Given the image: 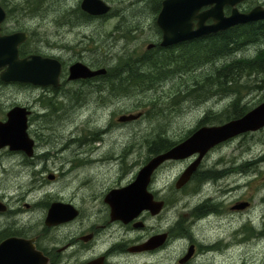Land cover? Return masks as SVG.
<instances>
[{
  "label": "rangeland",
  "instance_id": "obj_1",
  "mask_svg": "<svg viewBox=\"0 0 264 264\" xmlns=\"http://www.w3.org/2000/svg\"><path fill=\"white\" fill-rule=\"evenodd\" d=\"M80 1L35 0L30 15L23 11L25 0H0V3L6 8H17L18 13L10 14L6 26L9 30L29 32L26 48L32 53L58 58L65 71L75 62L108 69L119 58L131 56L139 60L146 52L147 57L161 60V68L146 69L147 77L142 83L130 84L122 92L107 88L98 92L65 82L58 92L52 93L43 89L46 87L0 82V117L5 118L4 113L15 104L28 105L35 111L27 134L34 141L36 156L30 159L22 151L0 149V168H9L0 178L6 187L19 182L20 171L17 173L13 168H141L162 141L174 146L185 140L197 128L205 112L212 109L215 117L205 125H218L227 120L226 114H232L230 105L235 98L240 99L239 105L247 111L264 101V74L257 71L233 74L227 69L212 73L210 69L215 66L201 69L198 67L202 65L191 63L187 64L191 69L182 75L169 74L166 70L169 67L165 64L163 67L162 54L146 48L149 43H157L160 34L153 23L156 16L153 7H144L143 1L104 0L112 8L110 15L90 21L82 16ZM139 4L141 8L136 7ZM263 46L262 42L244 45L229 56L215 57V65L228 62L229 67L233 59H253ZM232 76L237 78L232 87L236 93L230 88ZM216 78L225 83L215 84ZM65 79L66 75L63 81ZM49 101L61 108L39 118L49 111ZM135 113H141L136 120L124 124L117 121L121 115ZM260 158L263 161L258 164ZM203 164L207 168L252 164L247 167L250 169L245 179L252 181L258 177L259 181L255 188L250 183L242 186L237 195L258 205L264 194V128L228 140L210 151ZM184 165L185 161L168 162L161 168H167L170 181ZM63 186L60 179L55 187ZM11 192L12 189L7 190L8 194ZM252 219L256 226L259 219L255 216ZM216 232L215 226L205 230L209 238H214ZM248 239H251L250 234ZM213 256L206 259L205 264H261L264 239H252L242 248L232 246L223 256Z\"/></svg>",
  "mask_w": 264,
  "mask_h": 264
},
{
  "label": "flooded vegetation",
  "instance_id": "obj_2",
  "mask_svg": "<svg viewBox=\"0 0 264 264\" xmlns=\"http://www.w3.org/2000/svg\"><path fill=\"white\" fill-rule=\"evenodd\" d=\"M142 1L144 7H153V12L156 13L153 23L160 34V40L157 43H149L146 48L160 51L159 53L163 57V67L164 64L169 67L166 69L169 74L182 75L187 69H191L187 65V62L188 64L190 62L183 59L185 50L197 49L199 45L210 46L215 35L227 31L161 46L162 31L157 27L156 17L165 0H139V3ZM228 1L232 0H218L213 4L203 5L199 13L218 6L219 3L225 17L229 16L234 9L239 13H249L254 9L264 10V0H234L233 4ZM22 5L23 11H27L26 14L30 15L36 4L35 0H25ZM136 7L141 8V4L136 5ZM2 8L5 11V19L1 23L0 34L25 33L26 40L18 47L19 56L23 58L37 54L26 48L30 38L27 30H9L6 26L10 14L18 13L17 8L10 9L3 6ZM111 11L110 6V11L105 15L91 16L83 11L82 13L86 16V20L90 21L104 18L110 15ZM17 21L18 18L16 17L15 23ZM211 23H213L212 18H207L204 21V25ZM192 24L193 28H196L198 21L194 19ZM263 26L264 20H258L235 27L261 28ZM195 51L197 54L198 51ZM202 51L205 54V50ZM220 51H224V49ZM147 53H144L146 57ZM209 54L206 55V59L203 58L202 62L194 61L192 63L202 65L198 67L201 69L215 66V68L210 69L212 73L215 71L226 72L229 69L226 65L228 62L215 65V54ZM229 55L219 54L218 57L224 58ZM61 65L59 85L57 87L46 86L43 89L56 93L65 82L80 84L81 87L98 90V92L103 91L104 88L117 89L121 92L125 89L121 90L118 84H108L109 79L106 75L108 70L103 75L69 80V68L65 71L62 62ZM90 68L96 69L97 66ZM65 75L66 81H63ZM115 80L117 79L115 78ZM0 82L3 81L0 80ZM55 103L49 101L47 105L49 111L38 117H45L49 113L59 111L61 107H55L53 105ZM15 106L24 107L29 111L27 116V123L29 124V120L34 116L35 111L28 105L15 104ZM7 112L4 113L5 118ZM5 118L0 117V121L4 122ZM214 118L212 109L205 112L198 121L195 130L206 126L205 124H209ZM231 119L234 118L228 117L226 121ZM127 122L130 121L119 123ZM241 135L243 134L238 136ZM227 141L212 147L203 156L188 181L181 187H176V183L188 165L195 160L197 154L184 159L165 161L164 163L186 162L184 168H181L170 181L167 180V168H161L164 163L158 168H154L146 185L148 200L154 204L132 219H127V217L113 218L107 196L111 192L131 184L141 168H114L113 170L112 168H105L104 170L102 168H13L12 170L17 171V173L20 171L18 183L8 188L0 180V245L8 239L23 240L28 249L25 251V255L29 257L23 264H205L206 259L213 255V258L215 255L221 257L232 246L242 248L252 239L263 240L264 194L260 196L258 205H255L248 198H242L240 194L237 195L241 192L242 186L250 183L255 188V183L259 181L258 177L252 181L245 179L247 178L246 171L250 169L247 167H252V164L232 165L229 168H207L203 164L210 151L222 146ZM35 156L33 148V155L28 158L33 159ZM261 161L263 159H258V164ZM8 170L9 168H0V178ZM244 173L246 175H243ZM60 179L64 186L58 189L55 186ZM8 189H12L10 194L7 193ZM53 205H58V211L51 214L49 221H47L49 210ZM253 216L259 219L256 226L253 225ZM213 226L216 227L217 232L214 238H209L205 230L211 229ZM227 230H229L228 234H226ZM231 231L233 232L232 237ZM161 234L166 235L163 244L146 250L137 249L139 245L151 237ZM249 234L251 239H248ZM180 242L183 244H179ZM191 246L193 253L190 259L181 262ZM4 253H0V264H8L7 253ZM169 253H171L170 259ZM200 259L203 260L200 261ZM261 264H264V259Z\"/></svg>",
  "mask_w": 264,
  "mask_h": 264
},
{
  "label": "water",
  "instance_id": "obj_3",
  "mask_svg": "<svg viewBox=\"0 0 264 264\" xmlns=\"http://www.w3.org/2000/svg\"><path fill=\"white\" fill-rule=\"evenodd\" d=\"M213 2H218V0H165L156 17L157 27L162 31L160 45L167 46L177 42L189 41L225 31L247 22L264 20V10L260 9H254L249 13H239L234 9L229 16L225 17L219 6L220 3L218 6L199 13L203 5L213 4ZM228 2L233 4L234 0ZM80 8L91 16L105 15L110 11V6L103 0H82ZM207 18H212L213 23L204 25ZM4 19L5 11L0 4V28ZM194 19L198 21L196 28H193L192 24ZM25 40V33L0 34V80L6 83L19 82L42 87H57L62 70L61 62L56 58L38 54L21 58L18 47ZM68 68L69 80L90 78L107 72L104 67L91 69L82 62L72 63ZM28 114L29 111L26 108L19 106H15L7 112L6 120L0 121V148L8 146L9 150L22 151L27 157L33 155L34 141L27 134ZM140 116L141 113L121 115L118 117V121H132ZM262 128H264V101L241 117L219 125L198 128L185 140L169 150L152 156L141 167L136 179L131 184L113 191L107 196L112 217L132 219L154 204L148 200L146 185L150 173L165 161L184 159L197 154L195 160L188 165L176 183V187H181L188 181L203 156L212 147L240 134L255 132ZM57 208L58 205H53L50 208L47 221H49L51 214L58 211ZM165 237V234L155 235L139 245L137 249L146 250L159 246L163 244ZM26 250L28 249L25 242L20 239H8L0 245V253H7L8 264H23L27 261L29 257L25 255ZM192 253L193 247L191 246L181 262L190 259Z\"/></svg>",
  "mask_w": 264,
  "mask_h": 264
},
{
  "label": "trees",
  "instance_id": "obj_4",
  "mask_svg": "<svg viewBox=\"0 0 264 264\" xmlns=\"http://www.w3.org/2000/svg\"><path fill=\"white\" fill-rule=\"evenodd\" d=\"M83 17L86 19L84 13H82ZM255 42H263L264 43V26L261 28L257 27H234L222 34L215 35V39L213 40L210 46H197V49H188L183 52V59L184 61L192 62H202L206 55H210L209 53H214L215 57L218 58L219 54L221 55H229L233 52L239 50L244 45H248ZM206 47V48H205ZM205 50L203 54L202 50ZM224 49V51H220ZM197 50V54L196 51ZM195 51V52H194ZM160 52V51H159ZM189 55V56H188ZM192 56V57H191ZM195 57V60L193 58ZM161 60L158 57L150 56L146 57L144 55L141 59L137 60L132 58L131 56L125 58H119L118 61L112 67L108 68V84L110 85H117L121 87V90L124 89L126 86L130 84L139 85L141 81L144 80L147 75L145 74L146 69H158L161 68ZM229 69L232 70V73H238L240 71H245L248 74L252 71H257L264 74V48L260 49L257 55L253 59H233L232 62L229 64ZM239 75V74H236ZM115 78L117 80H115ZM225 83L224 80L216 78L215 84H223ZM230 88L233 92L236 93L232 87L236 85L237 78L235 76L231 77L229 81ZM224 87V86H223ZM240 99L235 98L231 102V108L233 110L232 114L227 115L226 118H238L241 117L247 109L243 106L239 105ZM172 144L168 145L164 141L160 144L155 146L153 154L164 152L167 149H170Z\"/></svg>",
  "mask_w": 264,
  "mask_h": 264
},
{
  "label": "bare ground",
  "instance_id": "obj_5",
  "mask_svg": "<svg viewBox=\"0 0 264 264\" xmlns=\"http://www.w3.org/2000/svg\"><path fill=\"white\" fill-rule=\"evenodd\" d=\"M264 47V46H263ZM189 56V55H188ZM192 57V56H191ZM195 58V57H194ZM187 64H188V62H187ZM191 64V63H190ZM161 70V69H160ZM159 73V72H158ZM161 74V73H160ZM157 75V74H156ZM161 78H162V76H161ZM264 80V79H263ZM142 83V82H141ZM128 90V89H127ZM123 91V90H122ZM121 92V91H120ZM126 93V92H125ZM124 93V94H125ZM176 144V143H175ZM29 188V187H28ZM230 190V189H229Z\"/></svg>",
  "mask_w": 264,
  "mask_h": 264
}]
</instances>
